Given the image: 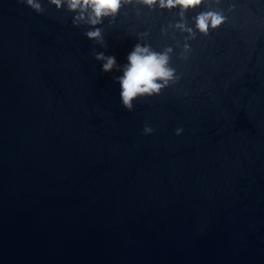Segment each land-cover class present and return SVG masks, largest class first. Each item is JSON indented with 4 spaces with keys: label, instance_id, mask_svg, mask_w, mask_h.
Segmentation results:
<instances>
[{
    "label": "water",
    "instance_id": "95a60500",
    "mask_svg": "<svg viewBox=\"0 0 264 264\" xmlns=\"http://www.w3.org/2000/svg\"><path fill=\"white\" fill-rule=\"evenodd\" d=\"M41 2L0 0V264H264V0H204L207 36L128 5L104 48ZM139 32L179 80L129 111L93 50Z\"/></svg>",
    "mask_w": 264,
    "mask_h": 264
},
{
    "label": "clouds",
    "instance_id": "9594fccd",
    "mask_svg": "<svg viewBox=\"0 0 264 264\" xmlns=\"http://www.w3.org/2000/svg\"><path fill=\"white\" fill-rule=\"evenodd\" d=\"M37 13L43 11L41 0H19ZM48 3L55 6L57 10L64 9L72 14L71 23L74 26H85L84 35L101 48L106 47L104 36V22L109 25L116 22L122 9L128 5H142L150 11L154 10H177L180 19L174 27L187 31L190 35L198 31L207 36L211 30H215L227 21L223 11H200L193 17L194 28L188 27L184 22L185 14L189 10L200 7L204 0H48ZM230 5V10L235 8ZM137 42L127 53L125 62H117L116 56L106 54L105 51L93 50L95 59L100 61V69L103 73L118 71L114 77L119 85V101L121 105L132 111L134 101L139 98L159 95L171 82L179 80L176 69L170 64V52L167 47L163 50H156L153 46L144 41L147 32H139ZM187 48L188 46L185 45ZM154 129L150 124H145L143 133L148 135ZM183 132L182 128L175 130L176 135Z\"/></svg>",
    "mask_w": 264,
    "mask_h": 264
}]
</instances>
